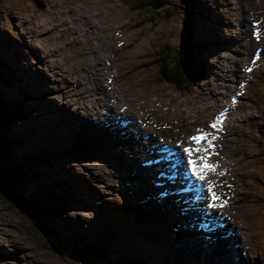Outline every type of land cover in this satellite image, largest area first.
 Returning a JSON list of instances; mask_svg holds the SVG:
<instances>
[{"label":"rangeland","instance_id":"1","mask_svg":"<svg viewBox=\"0 0 264 264\" xmlns=\"http://www.w3.org/2000/svg\"><path fill=\"white\" fill-rule=\"evenodd\" d=\"M149 2L0 0L1 65L16 78L0 68V99L19 112L0 176L39 218L0 194V264H264V0H193L191 12L184 0ZM189 34L205 74L181 91L162 78L159 58H183ZM231 90L239 119L228 138L241 174L213 181L224 204L213 208L208 188L189 191L161 171L146 138L160 143L187 119L209 121L203 109L224 92L220 108ZM82 135L96 143L73 147ZM87 242L96 256L82 261L74 252Z\"/></svg>","mask_w":264,"mask_h":264},{"label":"bare ground","instance_id":"2","mask_svg":"<svg viewBox=\"0 0 264 264\" xmlns=\"http://www.w3.org/2000/svg\"><path fill=\"white\" fill-rule=\"evenodd\" d=\"M68 29H69V27H68ZM53 33H55V32H53ZM34 34H36V33L34 32ZM207 69H209V68H207ZM215 88H217L216 87V84H215ZM230 92L231 93L227 95L228 96V100L225 102V104H223L217 110H216L217 103L222 100L223 97L221 95L224 92L221 93V95L218 94L219 96L214 99V101H213L212 104H208L207 103L208 104L207 107L204 108V109L202 108L203 110H205V109H211V110H209L210 113H211L210 114V117H209V121L207 119L206 120H202L201 123H198L196 125V122L194 123L195 120L192 123H189L188 122V119H187L184 122H182L180 124H177L178 128L175 129V133H174L173 136H171V137L166 136V137H168L167 140H165L164 138L161 137L162 139H164V141L163 142H160V143H158L157 140H153L152 139L153 138L152 136H149V137L146 138L148 140L147 141V145L154 144V146L157 147L155 149L154 147H149L148 146L149 149H150L149 152H151V153L155 152V153L158 154V157L156 159H157L158 163H160L159 168L160 167H164L163 165H165V167L167 168L166 170H161V171L162 172L169 173L173 177V179L177 175V177L180 178V179L177 178L175 180H179L180 182L182 180L185 181V183L190 186L189 187V191H192L193 188H195L197 190H205L207 188L208 182L214 183L213 182L214 180L225 181V180H228L231 175L237 177V176H239L241 174L239 172L238 168H236V166H235V162H236V154H235V152L236 151H232V149L230 148L231 140H229V139H232V138H228V132L230 131L231 128H233L236 125V121L239 119V116L235 117V112L236 111H234V108H236L237 102L234 100L232 90ZM231 96H232V98H231ZM211 100L212 99H210L208 101L210 102ZM221 113H223L222 118L219 120V122H216V118L218 116H220ZM160 114L163 115V116H165L166 118H170L169 121H172V122L174 121L175 118L177 120H181L182 119L181 117H179L180 116V113H179V111L177 109H171V110L165 109V111L164 112L162 111ZM183 119H186V118H183ZM213 123H216V127L215 128L210 127V125L213 124ZM238 123H240V122H238ZM225 124L228 125L227 128L225 127ZM198 130H201L203 132L209 133V136L207 137V139L204 140V141H201V143L199 145V147L201 149H207V152L201 151L199 153H193V158L195 159L198 156H207L208 157V162L210 164H213V165L216 166L214 170H208L206 172V174H205V181H203V182L196 180L194 177H191V174L187 171V168H188V166H187V154L183 153V151H182V149H183L184 146L196 147L195 142L194 141H191L189 139V137L192 136V135L198 134ZM162 132H163V130H162ZM168 134H170V133H168ZM213 137H214V139H213ZM209 140H211L212 145H214L211 148L208 147V141ZM234 146H236V145H234ZM159 147H163V149L159 150ZM130 156L135 157V155H133V154H130ZM182 162L185 163V165L183 164V167H184V169H185V171L187 173L184 176V178L179 177L180 165H181ZM197 162L198 163H201V161H199V160ZM234 166H235V168H234ZM170 171L172 173H170ZM148 177H149L147 179L148 182H150L152 184L157 183L154 180L157 177L156 175L154 176V175L151 174ZM170 189L171 190H175L176 188L170 187L169 190ZM235 190L238 191L237 189H235ZM220 216H221L220 217L221 219L222 218L223 219H227L226 218V214H222V215L220 214ZM185 219H189V218L187 216H185ZM185 222L187 224H192L193 223V220H188V221H185ZM199 222H201V221H199ZM1 234L4 235V236H6L8 239H11V237H13L11 234H6V233H1ZM218 236H217V238H218ZM0 238H2V236H0ZM218 239L220 240V238H218ZM236 240L233 238V241L235 242V244L238 245V243H240V242L237 239V237H236ZM233 244L234 243L232 242L231 245L233 246ZM22 261L23 260H21V258H20V260L17 261L16 264H23ZM32 261L34 262L35 260H31V264H33ZM37 262L39 263V261H37Z\"/></svg>","mask_w":264,"mask_h":264},{"label":"trees","instance_id":"3","mask_svg":"<svg viewBox=\"0 0 264 264\" xmlns=\"http://www.w3.org/2000/svg\"><path fill=\"white\" fill-rule=\"evenodd\" d=\"M187 5L186 12H191L194 10V8H191L190 5L192 4L191 1L193 0H184ZM166 0H150L149 4L153 6L155 9H161L165 6ZM187 20H189L187 18ZM188 40H190L188 45L183 46V52H181V55H183V58L179 55L178 57H173L169 54L162 55L159 58V67L161 69V76L164 80L173 83L179 90L184 91L186 90L190 83L191 86H196V81H198L203 74H205V64H198L197 61H193L197 58H200V52L198 50H195V46L191 44L190 42H194L193 37L191 35H188ZM2 60L0 59V68L4 71L3 77L8 76V80L10 82H13L16 78L9 75L10 71L3 69V65H1ZM193 68L191 71L190 69ZM14 115H19V112L14 109L8 108V102H6L3 99H0V145L1 150L0 151V158H2L1 155L4 156L5 153V147L4 143L7 141V138L5 137V131L9 127L10 119ZM10 120V121H9ZM264 135V130L262 131ZM80 142V143H79ZM12 143H15V140L12 141ZM91 143H96V141L93 139V136L89 135L87 138L85 136H81L78 143H75L74 146H87ZM17 145H23L24 142H17L15 143ZM85 151V150H84ZM1 163V161H0ZM21 184V182H20ZM0 194L4 197V199L7 201L8 204H10L12 207L20 208L22 211L24 208L29 207L32 209V212L26 213V215L29 218L33 219H39L38 218V210L35 208V205H32L30 202H26L20 192V189L16 188L14 186V183L12 180L6 181L3 177L0 176ZM32 198L37 199V197L31 196ZM174 204H178L177 199L172 200ZM37 212V213H36ZM35 225L37 226V221H34ZM44 223L45 220H44ZM47 226V224H45ZM39 226V225H38ZM48 229L55 235H58L55 230H53L52 227H48ZM81 237H84V235H80ZM59 237V235H58ZM79 236H77L78 238ZM85 242L84 239L81 240V243ZM83 253L80 252L85 258H94L96 256V246L89 244L88 242L82 246ZM140 264L139 260L129 259L127 260V264ZM96 264V263H95Z\"/></svg>","mask_w":264,"mask_h":264},{"label":"snow or ice","instance_id":"4","mask_svg":"<svg viewBox=\"0 0 264 264\" xmlns=\"http://www.w3.org/2000/svg\"><path fill=\"white\" fill-rule=\"evenodd\" d=\"M256 25L259 24V22H255ZM253 36L256 37V39L260 38V33H259V28L256 27L255 31L253 32ZM223 113L220 114L216 118V122H219V120L222 118ZM210 127L215 128L216 123H213L210 125ZM209 136V133L203 132L201 130H198V134L192 135L189 137L191 141L195 142L196 147L192 146H184L182 151L183 153L187 154V171L191 174V177H194L198 181H205V174L208 170H214L215 165L210 164L208 162V157L207 156H198L197 158H193V153H199L201 151L207 152V149H201L199 147L201 141H204L207 139ZM214 139V137H213ZM214 145H212L211 140L208 141V147L211 148ZM201 161V163H198L197 161ZM208 192L211 193V201L212 203L209 205L210 207H224V204H218L217 201H219V197L216 195L214 189V185L211 182H208L207 184ZM226 203V202H225Z\"/></svg>","mask_w":264,"mask_h":264},{"label":"water","instance_id":"5","mask_svg":"<svg viewBox=\"0 0 264 264\" xmlns=\"http://www.w3.org/2000/svg\"><path fill=\"white\" fill-rule=\"evenodd\" d=\"M75 255L82 261H86L87 259L85 258V256H83L82 254H80L79 252H74Z\"/></svg>","mask_w":264,"mask_h":264}]
</instances>
